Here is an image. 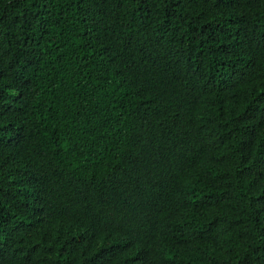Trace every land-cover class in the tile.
<instances>
[{
    "label": "trees",
    "instance_id": "16d2710c",
    "mask_svg": "<svg viewBox=\"0 0 264 264\" xmlns=\"http://www.w3.org/2000/svg\"><path fill=\"white\" fill-rule=\"evenodd\" d=\"M0 264H264V0H0Z\"/></svg>",
    "mask_w": 264,
    "mask_h": 264
}]
</instances>
